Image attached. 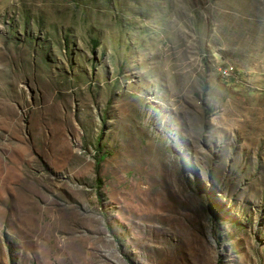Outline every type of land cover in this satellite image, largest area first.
I'll return each mask as SVG.
<instances>
[{
  "label": "rangeland",
  "instance_id": "obj_1",
  "mask_svg": "<svg viewBox=\"0 0 264 264\" xmlns=\"http://www.w3.org/2000/svg\"><path fill=\"white\" fill-rule=\"evenodd\" d=\"M0 264H264V0H0Z\"/></svg>",
  "mask_w": 264,
  "mask_h": 264
}]
</instances>
